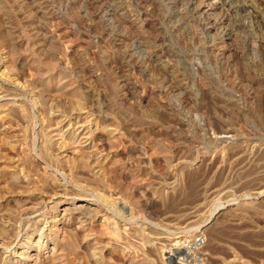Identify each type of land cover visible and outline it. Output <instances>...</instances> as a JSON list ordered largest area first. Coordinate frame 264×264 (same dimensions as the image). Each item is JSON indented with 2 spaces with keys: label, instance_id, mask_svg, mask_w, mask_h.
Returning a JSON list of instances; mask_svg holds the SVG:
<instances>
[{
  "label": "rangeland",
  "instance_id": "obj_1",
  "mask_svg": "<svg viewBox=\"0 0 264 264\" xmlns=\"http://www.w3.org/2000/svg\"><path fill=\"white\" fill-rule=\"evenodd\" d=\"M4 3L26 62L0 42V264L37 224L58 264H264V0ZM56 69L77 95L46 88ZM77 103L92 150L113 156L103 179L59 157ZM57 116L72 121L52 142ZM79 199L96 218L62 219ZM41 245L26 264H47Z\"/></svg>",
  "mask_w": 264,
  "mask_h": 264
},
{
  "label": "bare ground",
  "instance_id": "obj_2",
  "mask_svg": "<svg viewBox=\"0 0 264 264\" xmlns=\"http://www.w3.org/2000/svg\"><path fill=\"white\" fill-rule=\"evenodd\" d=\"M4 1L5 0H0V23H1V21L3 22V24L5 25V27H4V25H1L3 28H5V31H2L3 30V28L0 26V42H2L3 44H4V46H6L8 49H9V55L11 56V61L12 60H14L15 62L16 61H18L19 59H20V62L21 61H25L26 60V53H25V48H23V50L24 51H20V50H18L17 48H19V43H22V40H25L24 38L23 39H20L18 36H17V38H13L12 37V32H11V27H9L7 24H6V22L8 23L9 21V19H10V17L9 16H11V14L9 13L10 12V10H11V8H10V10H9V8H7V4L5 5V3H4ZM32 2H34V1H31V3ZM10 3V2H9ZM33 5H35V4H33ZM34 7V6H33ZM40 7V6H39ZM37 8H38V5H37ZM38 9H42L41 7L40 8H38ZM8 10H9V12H8ZM35 10H37V9H35ZM15 11V10H14ZM36 12V11H35ZM41 13V12H40ZM18 16V15H17ZM22 16V15H21ZM20 16V17H21ZM10 21H12V20H10ZM25 24V23H24ZM20 27H21V25H20ZM18 28V27H17ZM20 30V29H19ZM23 30V29H22ZM24 30H25V27H24ZM23 30V31H24ZM1 32H2V34H1ZM24 36V35H23ZM20 41V42H19ZM236 43V42H235ZM46 44V43H45ZM24 45V43H22V46ZM22 46H20V48L22 47ZM23 47H25V46H23ZM42 48V47H41ZM45 48V47H44ZM240 48V47H239ZM9 56V57H10ZM239 56V55H238ZM32 58V57H31ZM32 60V59H31ZM47 60V59H46ZM48 61V60H47ZM19 62V63H20ZM26 62V61H25ZM43 62V61H42ZM52 63H53V61H52ZM51 63V65H54V64H52ZM47 66V65H46ZM52 68H53V66H52ZM56 68V67H55ZM42 69V68H41ZM51 69V68H50ZM58 69H56V71H57ZM47 70H45L44 72L45 73H42L43 74V76L45 75V74H47V72H46ZM43 72V71H42ZM52 72H53V70H52ZM61 72V71H60ZM62 74V73H61ZM52 77L51 76H44V79H45V85L47 86L46 88L47 89H49V91H55V93H57V91L58 92H63L64 94L66 93L67 95H73V96H75V95H77L78 94V89L76 88L77 86H75V87H69V88H67L66 86V80L65 79H62L63 77H62V75L60 76V74H59V71H57V73L55 72V74H53L52 73ZM70 75V74H69ZM64 76V75H63ZM48 77V78H47ZM43 79V80H44ZM42 81V80H41ZM43 82V81H42ZM178 85V84H177ZM258 85H259V83H258ZM44 86V85H43ZM46 89V90H47ZM79 97V96H78ZM77 97V98H78ZM81 99V98H80ZM65 101V100H64ZM74 101V100H73ZM114 102V101H113ZM76 103V102H75ZM74 104V103H73ZM78 104L79 103H77L75 106L76 107H78ZM84 106V105H83ZM81 107V108H80ZM79 109H78V111L75 113L76 114V118H75V120H73L74 121V123L73 124H75L76 126H77V130H79L80 132L78 133V134H80V136H78L79 138H78V142L76 143V147H74V148H72V150H70V151H66V149H61V154L59 155V157H60V159H61V161L63 160V163L64 162H66V163H69L70 164V167H71V165H72V167L73 168H77V166L79 167H84V168H89L90 170H93L101 179H103L102 177L103 176H101L102 175V170H101V172H100V169L102 168V167H104L105 166V164L107 165L109 162L110 163H112L111 161L112 160H110V159H112L113 158V156H112V158H111V156H109V154H107V156H104V155H102L103 153H100V154H97V150H96V152L95 151H93L94 150V148H93V146H92V143H93V141H92V143H91V145H90V137H92L91 135V129H90V124L91 123H93V122H91L92 120V118H90V116L88 115V113H87V111L86 110H82V106L81 105H79V107H78ZM227 108H228V106H227ZM232 108V107H231ZM62 109V108H61ZM84 109V108H83ZM86 109V108H85ZM151 109V108H150ZM72 111H75V110H73L72 109ZM115 111V110H114ZM60 113V112H59ZM73 113V112H72ZM144 114V113H143ZM73 116H74V114H73ZM93 116V115H92ZM71 117V116H70ZM121 117V116H120ZM144 119H147V115L146 114H144ZM69 118V117H68ZM7 117H6V114H0V127H3L5 124H7L8 123V121H7ZM91 121H90V120ZM123 119V118H122ZM70 121H72V120H67V119H64V118H60V117H56L55 118V120L53 121V126L51 125L50 127H49V129L47 128L46 130H48L47 132H48V136L50 137V138H53V140H52V142H56V140H57V135H59L57 132H56V130L57 131H59V129H61V127H69V125H70ZM124 121V120H123ZM139 120H137L136 118H133V117H128V118H126V121H125V125H127L131 130H137V129H139V125H141V122L139 123L138 122ZM147 121V120H146ZM51 124V123H50ZM6 126V125H5ZM75 126V127H76ZM95 126H96V124H95ZM99 126H100V124H99ZM71 127V126H70ZM112 127V126H111ZM4 128V127H3ZM67 129V128H66ZM97 129H98V126H97ZM96 129V130H97ZM112 129V128H111ZM114 129V128H113ZM68 131H69V128L67 129ZM94 130V129H93ZM101 130V129H100ZM127 130V129H126ZM60 131H62V130H60ZM98 131H99V129H98ZM114 131V130H113ZM121 131V130H120ZM70 132H71V129H70ZM57 133V134H56ZM95 133H96V131H95ZM103 134H108V136H109V138H110V135H109V132H104ZM70 135V134H69ZM100 135H101V133H100ZM132 135V134H131ZM25 136V135H24ZM95 137V136H94ZM105 137H107V136H105ZM13 138V137H12ZM14 139L15 138H13V141H14ZM12 140V139H11ZM50 140V139H49ZM50 140V141H51ZM115 140V139H114ZM8 141V140H7ZM18 142H19V140H18ZM113 142V141H112ZM13 143V142H12ZM69 143V142H68ZM114 143V142H113ZM112 143V144H113ZM106 144H108V143H106ZM10 145V144H9ZM54 145V144H53ZM70 145V144H69ZM13 146V145H12ZM63 146V145H62ZM91 146H92V148H93V150H92V148H91ZM95 146V145H94ZM112 146V145H111ZM115 146V145H114ZM10 147H11V145H10ZM52 147V146H51ZM110 147V146H109ZM13 148V147H12ZM104 148V147H103ZM113 148V147H112ZM111 148V149H112ZM117 148V147H116ZM115 148V149H116ZM97 149V148H96ZM107 149V148H106ZM48 150V149H47ZM114 150V148L112 149V151ZM117 150V149H116ZM117 152V151H116ZM114 153V152H113ZM113 153H111V155H113ZM22 154V153H21ZM116 154V153H115ZM119 156V155H118ZM58 157V156H57ZM66 163H65V165H66ZM109 163V164H110ZM69 164H67V166L69 165ZM104 165V166H103ZM111 165V164H110ZM109 165V166H110ZM116 165V164H115ZM69 167V166H68ZM69 167V168H70ZM71 167V168H72ZM106 167V166H105ZM115 167V166H114ZM109 168H111V167H109ZM121 168V167H120ZM102 169H104V168H102ZM93 171H92V173H93ZM116 171V170H115ZM118 173V172H117ZM132 173V172H131ZM76 174V173H75ZM101 174V175H100ZM150 175V174H149ZM101 179H99L100 181H101ZM47 181V180H46ZM45 181V182H46ZM95 181H97V180H95ZM105 183V182H104ZM151 183V182H150ZM46 184V183H45ZM139 186V185H138ZM106 187V186H105ZM28 191V190H27ZM139 191V190H138ZM148 191H149V188H146V192L148 193ZM102 194V193H101ZM64 197V196H63ZM132 199H133V197H132ZM64 200V199H63ZM62 200V201H63ZM79 201V202H78ZM75 202V201H74ZM64 202V203H62V207L59 209V211H60V216H61V218L62 219H68L69 220V218H71V217H77V215H81V216H83L84 217V215H89V216H93V218L95 217V216H97V214L98 213H100V210L97 208V206H95V205H93V203L92 202H90V203H88V202H84V201H81L80 199L79 200H77V203L75 202ZM135 202V201H134ZM59 206V205H58ZM57 208V206H55V208L52 210L53 212H56L55 211V209ZM57 210V209H56ZM10 216V215H9ZM86 217V216H85ZM56 218V217H55ZM96 218V217H95ZM59 219V218H58ZM57 219V220H58ZM60 220V219H59ZM58 220V221H59ZM72 220V219H71ZM36 222V221H35ZM82 222V221H81ZM1 223V222H0ZM58 223V222H57ZM37 224V223H36ZM49 224V223H48ZM85 224V223H84ZM83 224V225H84ZM110 224V223H109ZM35 225V224H34ZM57 224L56 223H52L51 225H49L50 226V228H49V230L50 231H53L54 229H55V226H56ZM87 225V224H86ZM37 226H38V224H37ZM37 226L35 225L34 227H29V228H27V229H25V235H24V238H23V240H22V243L20 242V245L18 244V249L20 250V252H19V256H20V258L18 257L17 258V261H14L15 259L13 258V257H10V258H6V260H5V263L6 264H23V263H25L26 264V262H29L28 261V258L30 257V254H31V252H32V250H35L34 248H32V245H35V246H38L39 247V245L40 244H43V245H41L43 248H47L48 249V253H47V256L46 255H44V256H46L47 257V259H46V261H47V264H58L59 263V261H60V258H61V256H62V254H63V248L61 247V244L59 243H56L57 244V246H56V248H55V246H53V248L50 250V248H49V246H46L47 245V241H46V239L44 240L43 238H46V237H48V235L46 236L45 234H46V232H48L47 231V229L46 230H44V229H39L38 230V228H37ZM45 226V225H44ZM7 227H6V225L5 224H0V233H3L4 232V230L6 229ZM57 228V227H56ZM59 228V227H58ZM84 228V227H83ZM87 228V227H86ZM56 230V229H55ZM55 230H54V232H55ZM80 231V230H79ZM44 232H45V234H44ZM88 232V231H87ZM95 232H97L96 230H94V232L92 231V232H90V233H87V235L86 234H84V235H86V239L88 238L89 240H95L93 237H95L94 236V234L96 235L97 233H95ZM86 233V232H85ZM24 234V233H23ZM43 234L45 235V236H43ZM49 234H50V232H49ZM51 234H53L52 232H51ZM57 234V233H56ZM101 234V233H100ZM0 235H3V234H0ZM66 235V234H65ZM64 235V236H65ZM50 237H52V235H49ZM75 236V235H74ZM101 236V238H102V235H100ZM50 237H49V239H50ZM72 237V236H71ZM84 238V237H83ZM84 238V239H85ZM108 238V237H107ZM110 239V238H109ZM55 240V239H54ZM59 240V239H58ZM66 240V239H65ZM103 240H104V238H103ZM102 240V241H103ZM106 240V239H105ZM52 241H53V239H52ZM51 241V242H52ZM48 242H49V240H48ZM55 242V241H54ZM86 242H88V240H86ZM91 243V242H90ZM46 244V245H45ZM51 244V243H50ZM54 244V243H53ZM92 245V244H91ZM107 245V244H106ZM114 245V244H113ZM136 245V244H135ZM139 245V244H138ZM64 246V245H63ZM37 247V248H38ZM92 247V246H91ZM144 247V246H143ZM18 249H16V250H18ZM41 249V248H40ZM39 249V250H40ZM90 249V248H89ZM38 250V249H37ZM43 250H45V249H43ZM98 252V251H97ZM42 253V252H41ZM40 252H39V254H41ZM36 254V253H35ZM97 254V253H96ZM14 255V254H13ZM32 255V254H31ZM34 257V256H33ZM91 257H92V255H91ZM45 258V257H44ZM99 258V257H98ZM13 260V261H12ZM29 260H31V259H29ZM45 260V259H44ZM100 260V259H99ZM33 261V260H32ZM43 261V260H42ZM45 261V262H46ZM95 261V260H94ZM61 262H62V260H61ZM108 262V261H107ZM30 263V262H29Z\"/></svg>",
  "mask_w": 264,
  "mask_h": 264
}]
</instances>
